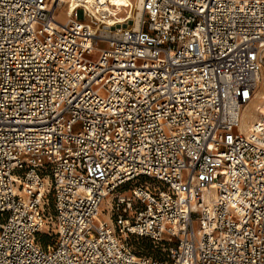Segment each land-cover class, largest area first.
<instances>
[{
  "label": "built area",
  "instance_id": "built-area-1",
  "mask_svg": "<svg viewBox=\"0 0 264 264\" xmlns=\"http://www.w3.org/2000/svg\"><path fill=\"white\" fill-rule=\"evenodd\" d=\"M91 1L0 0V264H264V0Z\"/></svg>",
  "mask_w": 264,
  "mask_h": 264
},
{
  "label": "bare ground",
  "instance_id": "bare-ground-1",
  "mask_svg": "<svg viewBox=\"0 0 264 264\" xmlns=\"http://www.w3.org/2000/svg\"><path fill=\"white\" fill-rule=\"evenodd\" d=\"M90 1V4H92V1ZM115 1L118 0H107L109 7V11L107 14H110V18L108 19L110 23H112V25H118L124 22L125 19H123V16H121L122 12H124V9L126 8V6H128L129 8L132 7V10L134 9L133 5V1L132 0H123L124 1V7H121L119 4H116ZM78 5L85 7L87 5L90 6L89 4H87V2H80ZM94 5V4H92ZM130 5V6H129ZM132 5V6H131ZM132 10L126 12L127 17H130L132 15ZM59 16L62 19H67V15L63 12L59 13ZM257 99H262V102H256ZM264 105V90L259 89L258 91V95L257 97H254L253 100L246 106V108L244 109V119H243V123H242V128L244 129H248V127L251 125V122L254 121V119L257 117L258 113L262 110ZM102 213L105 212H101V214L99 215V219L104 220L107 219L108 221H110V216L108 213H105V217H102Z\"/></svg>",
  "mask_w": 264,
  "mask_h": 264
},
{
  "label": "rangeland",
  "instance_id": "rangeland-1",
  "mask_svg": "<svg viewBox=\"0 0 264 264\" xmlns=\"http://www.w3.org/2000/svg\"><path fill=\"white\" fill-rule=\"evenodd\" d=\"M132 1H133V5H135V0H132ZM115 2L116 4H119L121 7H124L123 0H118ZM128 9L130 11L132 10V7L129 8L128 6H126V8L124 9V12H122L121 14V16H123V19L127 16L128 13L126 14V12L128 11ZM134 9H133V12H134ZM61 12L65 13L64 11H61ZM110 16L111 15L109 14L108 19L110 18ZM58 18L61 20H64L59 16V14H58ZM128 22L131 23V20H128ZM256 102H262V99H257ZM130 192H131L130 188H128V190L125 191L126 194H129ZM50 204L53 206L52 197H51ZM102 217H105V213H102ZM47 240H48L47 235L43 233L42 242H44V244H48ZM128 240H129L130 246H132V248L135 250L137 254L146 255L148 257L152 256V257L163 259V260H167L168 258H170L171 248L177 245L176 243L177 240H174V242H172L171 244H169L168 242L167 243L162 242L158 244L149 237L148 238L140 237V236L138 237L135 235H131Z\"/></svg>",
  "mask_w": 264,
  "mask_h": 264
}]
</instances>
